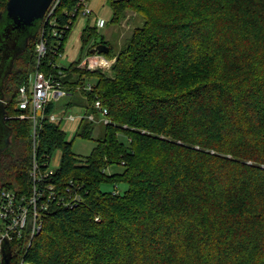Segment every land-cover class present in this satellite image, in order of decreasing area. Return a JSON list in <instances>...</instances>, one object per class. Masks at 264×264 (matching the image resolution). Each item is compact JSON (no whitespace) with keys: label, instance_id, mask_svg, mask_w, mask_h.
I'll list each match as a JSON object with an SVG mask.
<instances>
[{"label":"trees","instance_id":"1","mask_svg":"<svg viewBox=\"0 0 264 264\" xmlns=\"http://www.w3.org/2000/svg\"><path fill=\"white\" fill-rule=\"evenodd\" d=\"M7 2L0 0V14ZM107 2L113 25L128 11L143 19L117 53L87 26L78 59L57 65L78 0H58L19 50L0 41L10 132L0 190L32 192V123L17 116L26 115L19 88L35 71L67 94H82L87 112L96 114L100 100L111 120L79 158L61 123L48 118L53 102L45 106L35 161L43 173L60 152L48 178L55 199L40 211L37 234L0 246V264L6 247L9 264H264V0ZM40 42L46 52L38 58ZM99 44L109 48L101 55L115 58L110 73L79 67ZM84 121L74 134L89 139L92 125ZM114 165L122 170L107 172ZM75 196L72 208L61 204Z\"/></svg>","mask_w":264,"mask_h":264},{"label":"built area","instance_id":"2","mask_svg":"<svg viewBox=\"0 0 264 264\" xmlns=\"http://www.w3.org/2000/svg\"><path fill=\"white\" fill-rule=\"evenodd\" d=\"M89 0H78V15L89 16L91 9L88 6ZM108 1V0H105ZM114 2H125L128 0H110ZM58 0H53L45 13V22L52 15ZM38 58L45 55L46 47L43 42L37 45ZM112 61L105 59L101 54L86 55L81 60L79 67L88 70L103 69L108 70ZM90 85L84 90L89 91ZM67 92L61 84L53 78L46 77L42 72L35 71L29 83L19 88L18 92V109L26 112V117L31 119L32 140H33V159L30 177L32 178V192L30 195H18L11 190H0V246L4 243H10L20 240L24 235L33 237L41 229L40 211L45 210L50 200L55 199L54 186L49 184L48 178L53 175L54 170L47 168L43 173L39 169V165L35 161L37 128L45 106L63 96ZM93 109L99 114L106 125L111 123L108 117V109L102 102L96 99L93 102ZM25 117V118H26ZM49 120L55 123H61L65 117L57 118L49 115ZM84 118V117H83ZM77 196V195H76ZM71 197L68 201L62 199L61 204L64 207L72 208L76 205L78 198ZM18 264H27L21 260Z\"/></svg>","mask_w":264,"mask_h":264},{"label":"rangeland","instance_id":"3","mask_svg":"<svg viewBox=\"0 0 264 264\" xmlns=\"http://www.w3.org/2000/svg\"><path fill=\"white\" fill-rule=\"evenodd\" d=\"M101 1H105V0H101ZM101 11H102L101 12L102 15L109 16V18L111 17V8L108 2H105L104 7L103 9H101ZM6 23H7V20L5 19L4 16H2V19L0 20V32L4 29V26L6 25ZM142 24H143L142 17L136 15L132 11H128L126 17L122 19L118 25H113L111 23L108 24L110 31L109 33H106L104 40L107 41L108 39V42L113 49V53H117L119 49L122 47V45L124 44L125 40L129 37V35H131L133 29L141 26ZM102 56L105 59L112 61V64L115 61V58L108 59L104 55ZM111 65L108 68V70H105V72L110 73ZM100 70L103 71V69H100ZM4 72L6 71L4 70ZM88 82L93 83L94 81L93 79H89L87 80L86 83ZM84 98L85 97L79 92H76L68 96H63L60 99L53 101V113L51 114L52 116H55L56 114L61 113L62 110H66V114H64L63 117H67V116H70L71 114H76L79 111L83 113V117L85 120L84 122L91 123L92 133L89 139L75 136L74 133L67 135L68 140H71L72 142V147H71L72 151L79 158H85L90 155L91 151L96 145V140L103 138L105 134V127H106V124L104 123V119L99 114L87 112L86 108L84 109L85 106H88V102ZM70 101L73 104L72 106L68 107L67 103ZM17 117H19L20 119H23L26 117V115L19 114ZM9 140H10V132L4 122L3 111L0 105V153L6 148ZM59 161H60V152L56 151L53 155V164L51 165V168L53 169L57 168L59 165ZM121 170H122L121 166L114 165L108 168L107 172H119ZM105 188L110 191L113 190V187H110V186H107ZM116 189L118 190V192H123L126 189V185L119 184L116 187Z\"/></svg>","mask_w":264,"mask_h":264},{"label":"water","instance_id":"4","mask_svg":"<svg viewBox=\"0 0 264 264\" xmlns=\"http://www.w3.org/2000/svg\"><path fill=\"white\" fill-rule=\"evenodd\" d=\"M52 1L53 0H8L4 11L0 14V17L4 16L7 20L4 29L0 33V41H6L3 44L5 50H19L18 41L21 40L24 34L29 35L30 31L35 28L37 23L44 19L45 13ZM108 52L109 48L104 44L96 45L90 51L91 54H107ZM7 69L8 68H6L5 71L9 70ZM0 98L2 100L1 95ZM2 104L0 105L4 117V107ZM4 245H8V243H4L2 246ZM7 252L8 247L3 251L5 264H9Z\"/></svg>","mask_w":264,"mask_h":264},{"label":"crops","instance_id":"5","mask_svg":"<svg viewBox=\"0 0 264 264\" xmlns=\"http://www.w3.org/2000/svg\"><path fill=\"white\" fill-rule=\"evenodd\" d=\"M105 2L107 1L89 0L88 6L91 9V14L89 16H77L64 47V52L57 61V65L59 67L67 68L71 63L78 59L81 48L80 35L85 27L88 26L91 28H95L97 33L103 36V38H105L106 33H109L110 28L108 24H110L111 17L109 18V16H104L101 14V9H103ZM68 95L71 94H67L66 96ZM2 103L3 101L0 98V104ZM72 104L73 103L70 101L67 103V106H72ZM85 108L86 106L84 107V109ZM64 114H66V110H62V112L56 114L55 117L61 118L64 116ZM82 120H84L82 112L78 111L76 114H71L70 116L65 117V119H63V121L61 122L62 130L65 131L67 135L75 133Z\"/></svg>","mask_w":264,"mask_h":264}]
</instances>
